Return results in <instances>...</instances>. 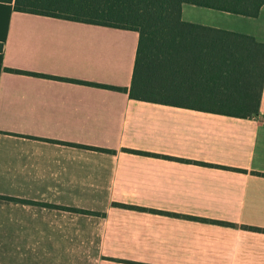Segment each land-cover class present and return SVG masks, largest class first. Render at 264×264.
I'll use <instances>...</instances> for the list:
<instances>
[{
    "label": "crops",
    "instance_id": "obj_1",
    "mask_svg": "<svg viewBox=\"0 0 264 264\" xmlns=\"http://www.w3.org/2000/svg\"><path fill=\"white\" fill-rule=\"evenodd\" d=\"M244 18L184 21L264 44ZM0 44V264H264V84L250 118L134 100L138 32L11 3Z\"/></svg>",
    "mask_w": 264,
    "mask_h": 264
},
{
    "label": "trees",
    "instance_id": "obj_2",
    "mask_svg": "<svg viewBox=\"0 0 264 264\" xmlns=\"http://www.w3.org/2000/svg\"><path fill=\"white\" fill-rule=\"evenodd\" d=\"M0 2L13 4L20 13L138 32L131 99L242 118L259 114L264 84V44H257L251 37L237 32L185 22L183 6L257 18L264 0ZM202 78V86H192L196 79Z\"/></svg>",
    "mask_w": 264,
    "mask_h": 264
},
{
    "label": "rangeland",
    "instance_id": "obj_3",
    "mask_svg": "<svg viewBox=\"0 0 264 264\" xmlns=\"http://www.w3.org/2000/svg\"><path fill=\"white\" fill-rule=\"evenodd\" d=\"M183 20L218 26L222 29H231L239 32L249 30L251 26V22L249 21H252L244 17L191 5L183 6Z\"/></svg>",
    "mask_w": 264,
    "mask_h": 264
}]
</instances>
